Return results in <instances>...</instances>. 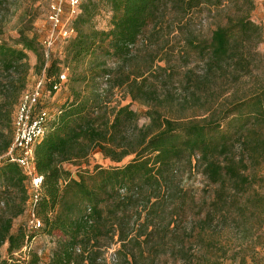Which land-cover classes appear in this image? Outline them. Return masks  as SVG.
<instances>
[{
	"label": "trees",
	"instance_id": "16d2710c",
	"mask_svg": "<svg viewBox=\"0 0 264 264\" xmlns=\"http://www.w3.org/2000/svg\"><path fill=\"white\" fill-rule=\"evenodd\" d=\"M255 2L82 0L62 59L47 58L24 28L6 39L0 21V264H42L31 248L40 233L56 241L49 264H264V27L252 21ZM207 10L224 23L205 39L194 17ZM29 53L53 95L67 74L68 98L35 147L42 228L13 231L30 199L28 178L6 158ZM95 154L114 166L67 168Z\"/></svg>",
	"mask_w": 264,
	"mask_h": 264
},
{
	"label": "rangeland",
	"instance_id": "374dc122",
	"mask_svg": "<svg viewBox=\"0 0 264 264\" xmlns=\"http://www.w3.org/2000/svg\"><path fill=\"white\" fill-rule=\"evenodd\" d=\"M55 1L56 0H4L3 4L0 6V21H4L5 25L4 37L11 40L16 39L18 38V31L24 28L28 31L29 36H37L46 54L53 53L62 59V48L66 41L63 33L65 30L70 28L73 18L71 17L70 9L68 6H65L62 15V26L59 28L61 32L60 30H54L49 21V17L51 13V5L54 4ZM109 18L110 14L107 12H103L100 16H98L96 18L97 28L100 30L107 29ZM194 18L198 34L200 37L205 39L210 38L211 33L216 29L218 24L224 23L221 16L216 17L214 12L210 13V10H207L204 14ZM252 21L257 25L264 27V0H256L255 10L252 13ZM50 42L51 46L48 45ZM257 52L262 55L264 54V43L258 46ZM28 56V63L31 68L26 93L35 90L42 79L45 78V75H43V73L40 74L36 68L38 63L36 55L29 53ZM161 65L164 66V63ZM65 85L66 84H64L54 95H49L47 93L46 86L42 85V98L40 100L39 109L44 108L51 116L55 115L68 98V90ZM115 99L121 101L122 106L131 103L129 98L121 100L119 95H116ZM131 105L132 109L141 115L146 110L137 103H133ZM17 109L18 107L14 111V117ZM143 123L144 119L141 120V124ZM96 165H101L103 167L114 166V164L108 160H104L100 154H95L87 163H83L80 167L67 166V168L75 173L78 169L92 170ZM195 185L200 188L203 186L202 177H199L195 181ZM27 187L28 193L31 194L32 191H30V189L32 190V187L29 181L27 182ZM200 196L201 193H198V197ZM32 219V201H29L25 214L15 220L13 231L18 230L20 227L30 230ZM55 242L54 238L42 235L41 233L38 234L36 239L33 241L32 248L39 253L42 259V264H49L50 253L55 246ZM116 250L117 246H113L111 250L106 253L105 257L110 260L109 258L114 255ZM2 254L3 256H6L5 246L2 249ZM261 254L263 256L264 251H262Z\"/></svg>",
	"mask_w": 264,
	"mask_h": 264
},
{
	"label": "built area",
	"instance_id": "2783aa9c",
	"mask_svg": "<svg viewBox=\"0 0 264 264\" xmlns=\"http://www.w3.org/2000/svg\"><path fill=\"white\" fill-rule=\"evenodd\" d=\"M82 0H56L51 5V13L49 21L54 30H60L62 26V15L65 6L70 9L73 20L81 13L80 6ZM61 32V30H60ZM65 39H69L74 35L71 28H68L63 33ZM51 46V42L48 44ZM48 53L46 54L48 58ZM67 82V74L63 73L60 76V85L55 89L57 92ZM42 85L46 86V79L43 78L38 87L32 92H24L21 96L18 109L13 119L14 139L6 158L11 162L16 163L25 176L28 178L32 187L31 194H29L32 201V215L31 231H38L42 228L40 220L36 219L34 215V204L39 199V193L42 185V178L38 176L35 167V147L40 142L45 134V128L50 114L44 108H40V100L42 98ZM49 95H53L47 91ZM29 203V202H28ZM32 248V245H31ZM27 250V249H25ZM113 261H115L113 259Z\"/></svg>",
	"mask_w": 264,
	"mask_h": 264
},
{
	"label": "crops",
	"instance_id": "0c3cea01",
	"mask_svg": "<svg viewBox=\"0 0 264 264\" xmlns=\"http://www.w3.org/2000/svg\"><path fill=\"white\" fill-rule=\"evenodd\" d=\"M7 248H8V246L6 245L5 246V254H7Z\"/></svg>",
	"mask_w": 264,
	"mask_h": 264
}]
</instances>
